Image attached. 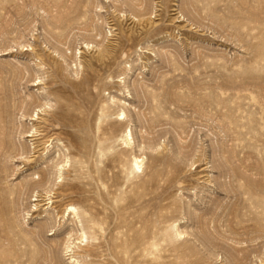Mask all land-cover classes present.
Returning a JSON list of instances; mask_svg holds the SVG:
<instances>
[{
	"label": "rangeland",
	"instance_id": "1",
	"mask_svg": "<svg viewBox=\"0 0 264 264\" xmlns=\"http://www.w3.org/2000/svg\"><path fill=\"white\" fill-rule=\"evenodd\" d=\"M0 116L61 135L0 158V264H264V0H0Z\"/></svg>",
	"mask_w": 264,
	"mask_h": 264
},
{
	"label": "bare ground",
	"instance_id": "2",
	"mask_svg": "<svg viewBox=\"0 0 264 264\" xmlns=\"http://www.w3.org/2000/svg\"><path fill=\"white\" fill-rule=\"evenodd\" d=\"M46 105H47V103H46ZM41 111L42 112L43 111L44 112H47L46 108L41 109ZM33 113L30 112V110H27V112L23 115V117L28 116V120H36V119L42 118L40 116V113L39 112H35V114H33ZM124 114L125 113L122 112L121 115H124ZM54 115H56V113ZM53 118H54L53 119V122L54 123H58V125H61V128H67V126H70V124L67 121H65V119H57L55 116H53ZM13 128H14L13 126H11L10 124H8V120H7L6 117L0 116V158L2 156H5L7 158L11 157V159L18 157V158H22V159H27L28 162L29 161L31 162L32 161V158H30L28 156L29 150H31V152H33V153H38L40 151V149H41V142L43 143V145H45V144H47L48 142H50L51 140H54V139H57L58 141H61V138H60L61 135H59L58 137H53V135L50 134L51 130L53 131V130H55L57 128L56 125L53 124L51 130L47 126L44 127L43 129H40L37 126H33L31 130H33V129L34 130L33 131H28L29 133H27L26 136H24V138L32 137L33 138L32 140H36V141H34L33 143L30 144V148L27 146L28 147V150H23L24 147L21 144L20 145H16V144H14L12 142V139H13L12 138ZM80 128L83 130V132L85 134V130H86L87 127L84 126V124H81ZM22 133H24V132H22ZM40 136H42V137H40ZM71 136H72V139L74 140L75 137L73 135H71ZM131 136H132L131 131H128V133L126 134V137L124 136L125 139L123 138L124 139V142L127 145L128 144H131V138H130ZM81 137H82L83 141H86V138H85L86 136L83 135ZM63 146L65 148H67V150H69V148L67 147V144H64L63 143ZM43 149H46V147H44ZM86 149H88L87 145L86 144H83L82 147L79 148V150L77 152V153H80V155H81V164H82L81 168L83 169L82 170V173H84L85 175L87 173V171H86L85 168H86V164L88 163V160L86 158V156H87V152H86L87 150ZM71 153H74V152H72L70 150H69V152H67V151L63 152L62 155H63L64 158H62L63 159L62 162H58L57 164H55L57 166V172H59V174H57L58 175L57 178L63 177V175H64L63 174V170L68 165L69 157H70L69 155ZM60 157H62V156H60ZM142 165H143L142 159L139 158V157H137V156L134 157V162H133V167H132L133 169L132 170L133 171L134 170L135 171L136 170H140L142 168ZM83 176L84 175H82V178H83ZM86 176H88V175H86ZM32 183H33V181H32ZM48 183H50L53 186L56 183V180H51L50 177L49 178L48 177L47 178L39 177V179L34 182V185L35 186H38V187H41V186L46 185ZM71 186H72V188H74L76 186L75 185V182H73ZM51 191L52 190H48L47 192H51ZM78 209L79 208H77L76 206L71 205V207H70V213L69 214L72 213L74 215L73 217L77 216V218L78 217L81 218ZM94 218H95V216H94ZM86 221H87V223L93 221V216L91 214H88V217H87V220ZM80 222H81V226H80L81 228H80V231H79V236L77 237V240L78 241H75V238H73V234L71 232H68V234L66 235V238H65L64 250L66 252H68V253L69 252L70 253H73L72 254L73 256H75V254H74L75 253V248H79L80 246H82V243L89 244V241L91 239H93V236L90 235L88 233V231L85 229V227H88V226L85 225L82 220ZM93 227H94V225H93ZM95 232H94V235L97 234V233L95 234ZM18 249H19L18 252L21 253L20 255H22V256H17L16 258H14V257L13 258H11V257L10 258H5V259L3 258V261H2L3 264H61V263H59V262H57L55 260V257H54V254H55L54 253V249L51 246H49V247L42 246L37 240H33V239H31V240H27V239L26 240H23L22 247H20V248L18 247ZM6 252H8V251H6ZM18 252L16 254H18ZM9 253H11V252H9ZM9 256H10V254H9ZM71 263L72 264H81V260H79L78 258H76ZM93 263H94L93 261L90 262V260H89V263L88 262H84L82 264H93ZM103 264H105V263L103 262Z\"/></svg>",
	"mask_w": 264,
	"mask_h": 264
}]
</instances>
